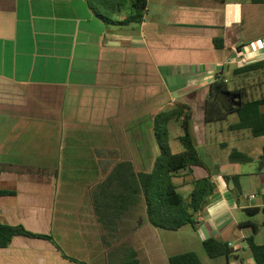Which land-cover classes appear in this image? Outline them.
Returning <instances> with one entry per match:
<instances>
[{"label":"crops","instance_id":"1","mask_svg":"<svg viewBox=\"0 0 264 264\" xmlns=\"http://www.w3.org/2000/svg\"><path fill=\"white\" fill-rule=\"evenodd\" d=\"M215 38L223 39L222 49L214 48ZM240 59H264V5L251 0H147L143 21L127 27L104 25L85 0H0V164L56 172L0 171V191L14 192L0 196V222L49 234L67 257L88 264L83 253L62 242L68 244L67 231L77 229L75 241L87 248L84 212L92 211L90 193L101 179L93 149H114L137 171H151L158 155L153 117L178 102L191 108L192 134L202 133L205 142L209 85L241 66ZM261 81L252 83L264 93ZM168 130L176 143L182 130L175 123ZM206 175L193 167L195 178ZM213 182L216 193L196 230L203 235L200 243L209 237L228 242L237 261L238 250L247 248L239 225L250 219L230 222L228 216L235 209L262 208L264 201L254 203L249 194L237 205L231 184L219 175ZM259 187L262 192L264 182ZM154 230L147 222L141 229L143 244L154 246L148 248L149 264H168L159 242L145 236ZM102 235L97 231L105 246ZM60 251L46 240L16 236L0 248V264H76ZM216 264H229V257Z\"/></svg>","mask_w":264,"mask_h":264},{"label":"trees","instance_id":"2","mask_svg":"<svg viewBox=\"0 0 264 264\" xmlns=\"http://www.w3.org/2000/svg\"><path fill=\"white\" fill-rule=\"evenodd\" d=\"M223 3L224 0H218ZM89 11L104 25L127 27L140 24L147 13V0H85ZM255 5H264V0H251ZM215 49L224 47L222 38L213 39ZM255 73H264V59L237 66L230 70L233 80L231 88L223 74L209 85L204 103V122L216 124L227 120L229 114L237 116V122L228 125L231 132L246 131L252 137L264 136V93L260 84L250 82ZM252 83L251 85L249 84ZM223 97H234L236 106L226 109ZM191 108L184 103H175L171 108L154 115L153 134L158 147V155L151 171H137L129 160H122L114 149L95 148L93 156L101 179L90 193L92 212L98 226L103 230V243L108 246V238L118 231L119 221L129 211L144 202L146 221L156 229L177 232L190 226L196 229L199 218L204 215L209 199L216 193L213 176L219 175L226 185H232L235 203L239 197L234 189H240L236 168L252 159L239 150L233 149L227 165L217 164L211 171L199 157L195 138L191 131ZM178 124L182 130L175 141L178 151H173L169 135V124ZM221 146H225L222 143ZM264 166V146L258 162V170ZM193 167L206 170L203 178L193 176ZM0 171L33 176H56L55 171L31 166L0 164ZM14 195V192L0 191V196ZM248 216L262 212L264 207L243 210ZM264 226V222L262 223ZM239 227L246 231L245 243L255 264H264V243L257 244L255 236L259 225L247 220ZM16 236L36 238L50 242L58 251L59 246L49 234L33 233L21 225H7L0 222V248H7ZM202 248L210 259L228 258L235 254L229 243L209 237L202 241ZM61 252V251H60ZM76 264H86L67 257ZM116 264H140L138 251L128 242L120 244L111 254ZM168 264H202L198 255L187 251L167 257Z\"/></svg>","mask_w":264,"mask_h":264},{"label":"rangeland","instance_id":"3","mask_svg":"<svg viewBox=\"0 0 264 264\" xmlns=\"http://www.w3.org/2000/svg\"><path fill=\"white\" fill-rule=\"evenodd\" d=\"M261 74L262 73H255L251 77L250 82L253 81V79L257 81L258 78H260L262 80L261 87L264 91V79ZM226 80L229 82V85L232 88L233 83H235L234 81L236 79L233 80V77H231V75H228L226 77ZM250 82L249 84L251 85L252 83ZM222 101L224 102L226 109L235 107L237 103V100L234 97H223ZM195 122H198L197 116H195ZM236 122V114L231 113L228 115L227 120L225 121L216 124H208L205 142L203 140L202 133L197 132L194 138L199 157L204 161L206 166L211 171H214V167L216 164H220L223 166L227 165L228 156L231 150L236 149L247 154L252 159V161L247 164L239 165L238 173L241 176L239 185L241 191L238 188L234 189V191L242 201H244L245 196L249 194H254V196L257 198L254 203L264 201V190H261L262 192H260L259 187V184L264 182V166L261 171L258 170V162L260 160L262 148L264 146V136L252 137L246 131H228V125ZM222 143H225V146H221ZM170 144L173 151H176L177 144L174 141H171ZM146 161L148 162L149 160ZM136 168L138 170L140 169L146 172L149 169L148 166H136ZM70 207L73 206L71 205ZM92 216L93 215L91 210H89L88 212L86 210V212H84V230L81 228L82 237L86 241H88L87 248L84 245H79V243L75 241V238L77 237L74 234L77 233V231L79 232V230L73 229L67 231L70 234H67V241L69 243L66 244L64 240L62 242L63 246L66 249H69V251H73V253L77 252L76 254L83 253L84 256L88 259V264H116L114 259H111L110 254L120 244L129 242L138 251L141 264L150 263L147 254L149 253V250H152L154 246L150 245L149 243L148 245L143 244L145 239L142 240L141 238L142 226L147 222L143 201L133 207L126 216L120 219L118 231L113 237L107 239L110 244L108 247H106V245L100 246V243L97 239V231L102 234H104V232L97 224L93 226ZM228 217V220L230 222L233 218L237 220L248 218L259 225V231L257 233L256 241L257 243H264V226H262V223L264 222V214L262 212H259L254 216H248L244 211L235 209L233 214L229 215ZM154 229V234L145 236L147 238H155L159 242L161 251L167 256L187 251H193L200 257V261L202 264H216L217 260L225 261V257L210 259L205 254L200 243V239L203 237L202 233L200 231L198 232L196 229H193L190 226H186L185 228L177 232L164 231L156 228ZM142 231L144 232L145 230ZM228 232L231 235H235L233 236L234 239L235 237H238V230H236L234 227H232ZM72 235L73 239H71ZM109 247L111 250L105 256L106 258H104L102 256V252L103 250H109ZM238 253L240 255V259L234 261V255H231L229 256V264H248V261L252 260L251 253L248 248H241L238 250Z\"/></svg>","mask_w":264,"mask_h":264},{"label":"built area","instance_id":"4","mask_svg":"<svg viewBox=\"0 0 264 264\" xmlns=\"http://www.w3.org/2000/svg\"><path fill=\"white\" fill-rule=\"evenodd\" d=\"M238 63H239L241 66H243V65H245V60H244V59H240V60L238 61Z\"/></svg>","mask_w":264,"mask_h":264}]
</instances>
